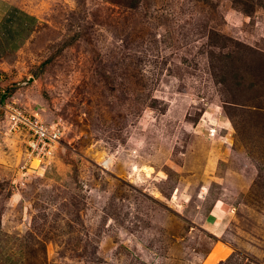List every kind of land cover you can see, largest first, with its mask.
<instances>
[{"label": "rangeland", "instance_id": "1", "mask_svg": "<svg viewBox=\"0 0 264 264\" xmlns=\"http://www.w3.org/2000/svg\"><path fill=\"white\" fill-rule=\"evenodd\" d=\"M8 1L3 103L62 134L0 110V264H264V0Z\"/></svg>", "mask_w": 264, "mask_h": 264}, {"label": "crops", "instance_id": "2", "mask_svg": "<svg viewBox=\"0 0 264 264\" xmlns=\"http://www.w3.org/2000/svg\"><path fill=\"white\" fill-rule=\"evenodd\" d=\"M5 2L6 3H4V0L3 3L1 2L3 11L0 15V59L10 52H17L24 43H22V41H27L29 39V35L33 33L31 31L37 23L33 15L29 14L15 3L8 0H5ZM216 221L217 224L215 223L216 227L213 234L219 236L224 233L225 227L221 225L222 223L218 219H216ZM216 242H218V240L212 244L209 252L216 245ZM234 250L235 249L232 248L227 257H229ZM208 253L203 258L201 264L205 261ZM225 259H219L215 264H219L220 261Z\"/></svg>", "mask_w": 264, "mask_h": 264}, {"label": "built area", "instance_id": "3", "mask_svg": "<svg viewBox=\"0 0 264 264\" xmlns=\"http://www.w3.org/2000/svg\"><path fill=\"white\" fill-rule=\"evenodd\" d=\"M2 91L0 89V110L9 116V120L22 129L31 134L34 144L40 150L45 147L50 148V145L58 140L61 135V127L57 123L48 124L42 121L37 114H27L25 110L20 107L4 105L2 100Z\"/></svg>", "mask_w": 264, "mask_h": 264}, {"label": "bare ground", "instance_id": "4", "mask_svg": "<svg viewBox=\"0 0 264 264\" xmlns=\"http://www.w3.org/2000/svg\"><path fill=\"white\" fill-rule=\"evenodd\" d=\"M231 250L232 248L228 244L218 241L202 264H215L219 259H225Z\"/></svg>", "mask_w": 264, "mask_h": 264}, {"label": "trees", "instance_id": "5", "mask_svg": "<svg viewBox=\"0 0 264 264\" xmlns=\"http://www.w3.org/2000/svg\"><path fill=\"white\" fill-rule=\"evenodd\" d=\"M137 1L138 0H135V2L137 3ZM245 12H247V14H249L248 12L249 11H247V10H245ZM223 54V53H222ZM224 54H226V55H229V53H224ZM240 75V73H237V81H238V83H237V85H239V86H241L242 85V83L241 82H239V80H240V78H245V76H243V77H241V76H239ZM247 80V79H246ZM261 80L262 81H260V82H258V81H252V83H251V85L250 86H257V85H259L258 83H261V85H262V87L264 88V77L263 78H261ZM234 253V252H233ZM233 253L229 256V257H227L226 259H228V258H230L232 255H233ZM223 261H225V260H223ZM223 261H220V263H222Z\"/></svg>", "mask_w": 264, "mask_h": 264}]
</instances>
